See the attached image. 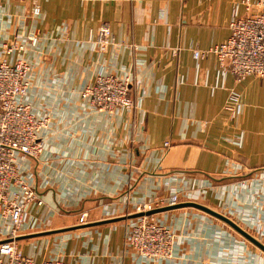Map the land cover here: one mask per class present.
I'll list each match as a JSON object with an SVG mask.
<instances>
[{
    "label": "crops",
    "instance_id": "0c3cea01",
    "mask_svg": "<svg viewBox=\"0 0 264 264\" xmlns=\"http://www.w3.org/2000/svg\"><path fill=\"white\" fill-rule=\"evenodd\" d=\"M240 1L0 0V45L37 37L23 54L30 62L25 99L49 117L45 150L17 157L43 201L32 205L14 237L24 254L70 264H264L259 248L191 206L154 212L177 236L171 258L143 259L127 245L142 215L135 204L173 192L180 193L176 204L218 208L250 235L264 228V173L261 192L253 194L194 173L218 178L264 168V79L237 80L214 55L192 57L193 49L228 37L235 5L244 13ZM33 4L41 9L37 17ZM103 23L122 45L98 50L92 40ZM99 73L127 76L135 108L108 113L81 99ZM230 91L241 103L234 120L224 110ZM196 186L205 194L186 201L183 187ZM252 236L264 245V237ZM8 239V222L0 220V244Z\"/></svg>",
    "mask_w": 264,
    "mask_h": 264
},
{
    "label": "built area",
    "instance_id": "2783aa9c",
    "mask_svg": "<svg viewBox=\"0 0 264 264\" xmlns=\"http://www.w3.org/2000/svg\"><path fill=\"white\" fill-rule=\"evenodd\" d=\"M244 13L238 12V4L232 10L228 23V37L206 49L195 48L192 57L198 61L214 55L218 67L228 71L237 80L249 75L264 79V0H241ZM41 12L38 4H33L30 14L37 17ZM89 41L91 38L89 37ZM34 35H27L23 41L13 40L0 45V220L8 222L10 239L0 244V264H70L59 258L35 260L22 252L14 237L33 204L42 205L43 201L19 172L18 155L37 158L47 144L41 137L48 125L47 115H37L25 99L29 89L30 62L23 56L27 46H36ZM101 52L109 47H119L109 25L103 23L96 39L92 40ZM21 54L14 60L8 57ZM174 49L172 54L175 55ZM4 55H8L5 57ZM80 98L97 111L108 113L115 110H132L135 100L130 96V79L112 73H99L92 83L80 90ZM240 99L230 91L224 110L230 120L238 117ZM165 142L164 146H168ZM205 187L183 190L187 201H194L205 194ZM178 192L154 202L139 201L136 212H141L127 234V245L135 255L143 259L164 260L172 257L176 245L175 233L158 220L154 213L157 207L174 205L179 201ZM81 213L79 222L85 221ZM260 230V228H259ZM264 237V228L258 231ZM264 261V254H262Z\"/></svg>",
    "mask_w": 264,
    "mask_h": 264
},
{
    "label": "water",
    "instance_id": "95a60500",
    "mask_svg": "<svg viewBox=\"0 0 264 264\" xmlns=\"http://www.w3.org/2000/svg\"><path fill=\"white\" fill-rule=\"evenodd\" d=\"M26 156H28V155H26ZM28 157L33 158L31 156H28ZM182 172L186 173V174H191L190 172H184V171H182ZM194 173L203 176L204 178H206L210 182L221 183L224 181H232V180L247 178V177H251V176L256 175V174L264 173V168L254 169V170H252L249 173H246L244 175H232V176H224V177H218V178L206 175V174L201 173V172H194ZM33 190L35 191L36 194H38L36 187H34ZM57 205H59V204H57ZM181 206H191V207L200 209V210L204 211L205 213L211 215L212 217L222 221L223 223L228 225L232 230H234L236 233H238L244 239H246L247 241H249L250 243L255 245L257 248H259L264 253V245L262 243H260L257 239H255L252 235H250L247 231H245L242 227H240L237 223L232 221L227 216H225L219 212H216V211H214V210H212V209H210L204 205H201V204H198L195 202H187V203H181V204H176V205H168V206L163 207L161 209H155L153 211H150L149 213H154L155 211L168 210V209L177 208V207H181ZM61 209H63V208L61 207Z\"/></svg>",
    "mask_w": 264,
    "mask_h": 264
},
{
    "label": "rangeland",
    "instance_id": "374dc122",
    "mask_svg": "<svg viewBox=\"0 0 264 264\" xmlns=\"http://www.w3.org/2000/svg\"><path fill=\"white\" fill-rule=\"evenodd\" d=\"M257 176V177H256ZM258 176H259V174H257V175H254V176H252V179L251 180H249V177H247V178H242V179H237V180H232V181H224V182H221V183H213V182H211V184H223V183H229L230 185H234V188H231L232 189V191L233 192H237V191H234V189L236 188V189H240V188H242V189H244L246 192H248V193H250V194H253L254 193V191L256 192V189L258 188L259 189V191L261 192V190L262 189H260L259 187H258V183H257V181H258ZM256 177V178H255ZM248 183L250 184V185H255L256 187H255V190H253V191H251L253 188H246V187H249V185H248ZM193 188H198V186H196V187H192V188H188V187H183V190H187V189H193ZM263 189H264V187H263ZM251 191V192H250ZM247 193V194H248ZM261 195H263V194H261ZM185 199V198H184ZM187 201V200H186ZM195 201V200H194ZM210 208V207H209ZM210 209H212V208H210ZM212 210H214V211H217V212H219L220 210L218 209V208H215V209H212ZM219 213H221V212H219ZM244 215V214H243ZM247 215L249 216V214L247 213ZM246 214L244 215V218H246V216H247ZM247 216V217H248ZM214 219V218H213ZM234 220V219H233ZM239 226H241L240 224H239ZM228 227V226H227ZM242 228H244L243 226H241ZM258 228H262L261 226L260 227H258ZM231 229V228H230ZM234 231V230H233ZM253 232L254 233H251L252 235H255V236H257V238L258 239H260L261 241H262V239H261V237H260V234H259V232L258 231H256V230H253ZM234 233V232H233ZM236 234V233H235ZM237 235V234H236ZM233 237H234V235H232ZM238 236V235H237ZM237 236H235V237H237ZM238 237H240V236H238ZM239 240H240V238H239ZM245 241V240H244ZM262 254H264L263 252L261 253V257H262Z\"/></svg>",
    "mask_w": 264,
    "mask_h": 264
}]
</instances>
